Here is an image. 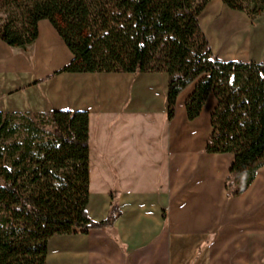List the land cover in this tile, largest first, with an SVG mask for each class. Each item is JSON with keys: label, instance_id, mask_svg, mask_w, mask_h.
<instances>
[{"label": "crops", "instance_id": "crops-1", "mask_svg": "<svg viewBox=\"0 0 264 264\" xmlns=\"http://www.w3.org/2000/svg\"><path fill=\"white\" fill-rule=\"evenodd\" d=\"M241 14L210 0L200 15L216 58L234 60ZM71 60L46 20L23 49L0 41V112H86L87 215L102 222L112 205L120 213L105 229L53 237L45 264H264V166L245 192L227 195L234 155L205 153L213 94L190 121L189 84L168 119L167 74L59 73Z\"/></svg>", "mask_w": 264, "mask_h": 264}, {"label": "trees", "instance_id": "trees-1", "mask_svg": "<svg viewBox=\"0 0 264 264\" xmlns=\"http://www.w3.org/2000/svg\"><path fill=\"white\" fill-rule=\"evenodd\" d=\"M5 1L19 15L0 24V41L23 49L38 38V23L48 21L72 55L59 73L167 74L168 119L179 93L196 81L187 119L197 118L213 94L205 153L234 155L227 195L251 185L264 166V62L215 57L199 26L210 0ZM221 2L251 18L264 13V0ZM88 199L86 112H0V264H45L53 237L110 227L117 206L93 222Z\"/></svg>", "mask_w": 264, "mask_h": 264}, {"label": "rangeland", "instance_id": "rangeland-1", "mask_svg": "<svg viewBox=\"0 0 264 264\" xmlns=\"http://www.w3.org/2000/svg\"><path fill=\"white\" fill-rule=\"evenodd\" d=\"M251 8L249 7V10ZM244 17L245 28L235 30L231 33L235 36V52L231 55L233 61H255L264 62V13H261L254 18L247 12H240ZM18 10L12 3L0 0V24L4 23L9 18H18ZM221 17V16H220ZM228 23V18H225L223 24ZM229 55L231 52L228 53Z\"/></svg>", "mask_w": 264, "mask_h": 264}]
</instances>
